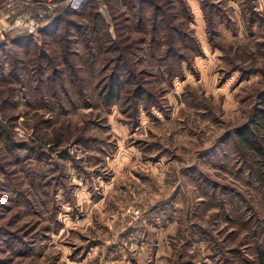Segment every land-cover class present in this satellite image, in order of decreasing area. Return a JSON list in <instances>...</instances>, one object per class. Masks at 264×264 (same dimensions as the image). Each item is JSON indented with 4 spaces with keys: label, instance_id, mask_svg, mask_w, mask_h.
Instances as JSON below:
<instances>
[{
    "label": "rangeland",
    "instance_id": "rangeland-1",
    "mask_svg": "<svg viewBox=\"0 0 264 264\" xmlns=\"http://www.w3.org/2000/svg\"><path fill=\"white\" fill-rule=\"evenodd\" d=\"M152 1L0 0V264H264V0Z\"/></svg>",
    "mask_w": 264,
    "mask_h": 264
},
{
    "label": "built area",
    "instance_id": "built-area-1",
    "mask_svg": "<svg viewBox=\"0 0 264 264\" xmlns=\"http://www.w3.org/2000/svg\"><path fill=\"white\" fill-rule=\"evenodd\" d=\"M70 1L72 0H6L5 7L9 8L7 13L11 12V19L6 27L9 30L23 28L36 33L55 8Z\"/></svg>",
    "mask_w": 264,
    "mask_h": 264
},
{
    "label": "trees",
    "instance_id": "trees-1",
    "mask_svg": "<svg viewBox=\"0 0 264 264\" xmlns=\"http://www.w3.org/2000/svg\"><path fill=\"white\" fill-rule=\"evenodd\" d=\"M86 0H72L70 2H68L67 4L58 6L57 8H55L51 14L44 19V22H47V25L45 24V26L43 28H41V30H43L44 28H46L48 25L52 24L53 22H56L57 19H59L61 17V15L64 12H68L70 10V8L75 5H82ZM152 3V0H132V3L134 5H139L140 3ZM139 8V6H138ZM97 12V11H96ZM99 13V12H97ZM94 18L92 17V21L96 22L95 20H93ZM136 25H139V21L136 23ZM17 32V30L19 32H24L25 34H29L28 31L26 29L23 28H15L13 29ZM12 31V30H11ZM93 31V30H92ZM112 79H110V81L107 82L106 84V88H105V93H103V97L105 98L104 101L105 103H110L114 100V98L116 97L117 93H118V83H117V77L116 76H111ZM3 126V125H1ZM247 133H245V135H242L243 138H245Z\"/></svg>",
    "mask_w": 264,
    "mask_h": 264
}]
</instances>
